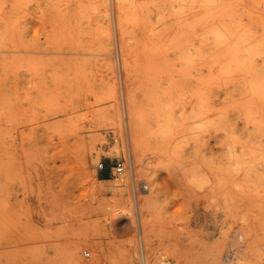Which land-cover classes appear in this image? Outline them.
<instances>
[{"label": "rangeland", "instance_id": "obj_1", "mask_svg": "<svg viewBox=\"0 0 264 264\" xmlns=\"http://www.w3.org/2000/svg\"><path fill=\"white\" fill-rule=\"evenodd\" d=\"M122 92L138 204L111 169ZM86 248L264 264V0H0V264Z\"/></svg>", "mask_w": 264, "mask_h": 264}, {"label": "built area", "instance_id": "obj_2", "mask_svg": "<svg viewBox=\"0 0 264 264\" xmlns=\"http://www.w3.org/2000/svg\"><path fill=\"white\" fill-rule=\"evenodd\" d=\"M124 94L122 92V133L120 137H115L111 134L113 142H119L122 147V153L120 157H117L111 167L112 171H115L116 175L122 180H127L135 204H138L139 192L141 189L146 188V184H139L136 175V165L134 157V149L132 145L131 128L129 122L128 109L125 104ZM100 168H104V162L99 164ZM82 256L86 261V264H108L105 260L96 257L93 252L86 248L82 252Z\"/></svg>", "mask_w": 264, "mask_h": 264}, {"label": "bare ground", "instance_id": "obj_3", "mask_svg": "<svg viewBox=\"0 0 264 264\" xmlns=\"http://www.w3.org/2000/svg\"><path fill=\"white\" fill-rule=\"evenodd\" d=\"M103 8L104 9H102L101 12H100V19L98 21V33H99V36L101 38L102 45L105 48L109 49L108 45H109V43L111 41V33H112L111 32V26H110V23H109V20H108V12L109 11H108L107 5H105V7H103ZM108 67L113 69L112 64H108ZM239 253H240V251L237 250L235 255L232 258L233 260L229 259V260H231V262L229 264H252L250 258H246L244 260L238 258L236 255H239ZM221 255H222L221 253H217V254L213 255V258H211L209 260L208 259H199L200 261H198V263L197 262H190V263H187V264H222ZM141 259L143 260V264H149L148 256H146V255L142 256L141 255Z\"/></svg>", "mask_w": 264, "mask_h": 264}, {"label": "crops", "instance_id": "obj_4", "mask_svg": "<svg viewBox=\"0 0 264 264\" xmlns=\"http://www.w3.org/2000/svg\"><path fill=\"white\" fill-rule=\"evenodd\" d=\"M103 173V172H102Z\"/></svg>", "mask_w": 264, "mask_h": 264}]
</instances>
